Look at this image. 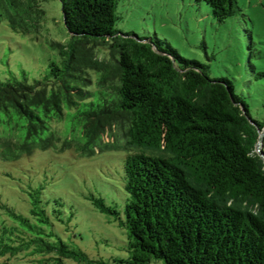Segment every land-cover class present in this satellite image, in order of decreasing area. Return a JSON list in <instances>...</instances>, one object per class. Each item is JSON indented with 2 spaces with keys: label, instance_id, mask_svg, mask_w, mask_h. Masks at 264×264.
Instances as JSON below:
<instances>
[{
  "label": "trees",
  "instance_id": "1",
  "mask_svg": "<svg viewBox=\"0 0 264 264\" xmlns=\"http://www.w3.org/2000/svg\"><path fill=\"white\" fill-rule=\"evenodd\" d=\"M69 34L47 74L0 80V158L73 149L124 150L126 258H92L50 228L33 193L31 216L0 234V256L23 251L37 264H264V121L232 81L183 56L169 41L116 27L117 0H59ZM224 21L237 0H197ZM40 0H0V21L37 33ZM69 122L67 133L59 123ZM264 140V138H263ZM262 154V155H261Z\"/></svg>",
  "mask_w": 264,
  "mask_h": 264
},
{
  "label": "rangeland",
  "instance_id": "2",
  "mask_svg": "<svg viewBox=\"0 0 264 264\" xmlns=\"http://www.w3.org/2000/svg\"><path fill=\"white\" fill-rule=\"evenodd\" d=\"M40 2L45 18L37 33L22 34L5 19L0 21V80L24 75L30 82L41 80L50 60L59 57L53 45L68 41L60 1ZM237 3V13L219 22L204 1L117 0L116 27L140 36L156 34L183 56L205 64L210 76L230 79L251 115L264 121V0ZM59 126L62 133L68 132L67 120ZM126 155L124 150L80 156L73 149H47L16 160L0 158V234L18 224L12 211L32 218L31 195L39 193L51 221L49 228L68 244L92 258H126L125 227L93 203L102 199L123 218ZM39 258L23 251L0 256V264H37ZM148 264L165 263L152 260Z\"/></svg>",
  "mask_w": 264,
  "mask_h": 264
},
{
  "label": "water",
  "instance_id": "3",
  "mask_svg": "<svg viewBox=\"0 0 264 264\" xmlns=\"http://www.w3.org/2000/svg\"><path fill=\"white\" fill-rule=\"evenodd\" d=\"M263 138H264V128L259 132L258 141L256 143V150L260 152L262 146H263ZM262 155V154H261ZM262 158L264 160V155H262Z\"/></svg>",
  "mask_w": 264,
  "mask_h": 264
}]
</instances>
